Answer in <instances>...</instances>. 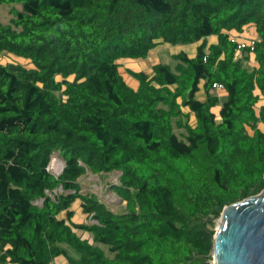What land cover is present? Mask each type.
I'll return each mask as SVG.
<instances>
[{
	"label": "trees",
	"instance_id": "1",
	"mask_svg": "<svg viewBox=\"0 0 264 264\" xmlns=\"http://www.w3.org/2000/svg\"><path fill=\"white\" fill-rule=\"evenodd\" d=\"M2 4L22 8L0 24V55L34 68L0 63V263L212 264L224 208L264 190V0ZM250 25L255 46L240 49ZM195 43L174 68L127 70L137 89L120 73V60ZM113 172L122 213L82 192L83 176ZM77 201L91 222L74 221Z\"/></svg>",
	"mask_w": 264,
	"mask_h": 264
},
{
	"label": "rangeland",
	"instance_id": "2",
	"mask_svg": "<svg viewBox=\"0 0 264 264\" xmlns=\"http://www.w3.org/2000/svg\"><path fill=\"white\" fill-rule=\"evenodd\" d=\"M13 8L21 10L22 7H21V5H17V4H2L0 6V24H9L10 23L11 19L13 18V15H12V9ZM246 31H247L248 35L246 37H242V39L248 40L251 38L250 36H252V37L254 36L253 31H248V29ZM216 40H217L216 37L212 36L211 41H216ZM198 44L199 43L188 44V45H175V46H172L169 44L159 45L156 49H154L150 52L149 56L146 59H123V60H120L118 62L119 66H120V73L123 75V77L128 82V84L132 88L136 89L138 83L135 79L130 77L127 70L145 71V72L151 73L153 65H155L157 63H163V64L169 65L172 68H174L176 65V61L173 59V55L184 51V52L188 53L190 56H194L195 52L197 51ZM237 54L240 56L239 52ZM0 63H2V64L15 63V64H20V65L26 67L27 69H33L34 68V65L30 62V60L19 58V57L12 55V54L0 55ZM255 66H256V62L254 61V56L252 55L250 58V61H249V67L254 68ZM220 92H222V91H217L216 93H220ZM198 96L199 97H205L203 92H200L198 94ZM222 99L224 100L225 96H222ZM223 102H221V104H223ZM262 105H264V99L263 98L258 103L257 108H260ZM218 114H219V111H218ZM191 122L192 123L195 122L193 117L191 118ZM260 128L264 129V125H260ZM175 132L181 139H184L185 132L183 130L178 129L175 126ZM249 132L252 134L251 131H249ZM64 164L65 163H64L63 159H61L58 154H54L52 156V161L50 163V171L54 175L58 176L62 172L60 170L64 168ZM119 176H120L119 172H113V173H110L108 175H102V176H97V175H93L91 173H88L87 175L83 176L80 179V182H81L82 188H83L82 192L83 193H87V192L97 193L100 196L101 200L106 202L107 206L112 211L117 212V213H122L125 211L126 203L123 200H121L120 198H118L116 196V194L111 190V187H110V185L118 183ZM59 192H61V190H59L58 193ZM39 204H41V201L39 202ZM72 208L76 212V216L74 218L75 222H77V223L91 222V220H89V218H87V216L81 212L79 201L74 203ZM65 216H66L65 213H63L62 217H65ZM219 220H217L216 230L218 228V221ZM77 233L82 238L88 239L90 242L93 241L91 235L84 233L82 231H77ZM62 246L64 248H66V250L68 251V253L72 257H74L76 259L80 258V254L77 251H75L73 248H71L67 245H62ZM0 264H4V263H0ZM5 264H10V263H5ZM50 264H67V261L64 257H58V258L54 259L52 261V263H50Z\"/></svg>",
	"mask_w": 264,
	"mask_h": 264
},
{
	"label": "water",
	"instance_id": "3",
	"mask_svg": "<svg viewBox=\"0 0 264 264\" xmlns=\"http://www.w3.org/2000/svg\"><path fill=\"white\" fill-rule=\"evenodd\" d=\"M214 238L212 264H264V190L225 207Z\"/></svg>",
	"mask_w": 264,
	"mask_h": 264
},
{
	"label": "built area",
	"instance_id": "4",
	"mask_svg": "<svg viewBox=\"0 0 264 264\" xmlns=\"http://www.w3.org/2000/svg\"><path fill=\"white\" fill-rule=\"evenodd\" d=\"M236 41L238 42L240 49H243L245 47H251V49L253 50V48L255 46V42L257 41V37H253V38H250L248 40L237 38ZM239 53H240V51H239ZM214 89H216L217 91H221V90H223V85L217 84L214 86ZM48 170L50 171V165H49Z\"/></svg>",
	"mask_w": 264,
	"mask_h": 264
},
{
	"label": "crops",
	"instance_id": "5",
	"mask_svg": "<svg viewBox=\"0 0 264 264\" xmlns=\"http://www.w3.org/2000/svg\"><path fill=\"white\" fill-rule=\"evenodd\" d=\"M248 29V31H253V37H257V33H256V29H255V27L254 26H247V27H245V30H244V32L240 35V39H242V37H246L248 34H247V30ZM251 38H253L252 36H250ZM217 39V38H216ZM208 40L210 41V43H216L217 42V40L216 41H211L212 40V37H209L208 38ZM256 66H257V64H256ZM255 66V67H256ZM138 83V82H137ZM138 85H139V83L137 84V87H136V89L138 88ZM135 89V88H134ZM201 99H204V97H200Z\"/></svg>",
	"mask_w": 264,
	"mask_h": 264
},
{
	"label": "bare ground",
	"instance_id": "6",
	"mask_svg": "<svg viewBox=\"0 0 264 264\" xmlns=\"http://www.w3.org/2000/svg\"><path fill=\"white\" fill-rule=\"evenodd\" d=\"M52 161V160H51ZM63 168V167H62ZM60 171H62V169L60 170Z\"/></svg>",
	"mask_w": 264,
	"mask_h": 264
}]
</instances>
